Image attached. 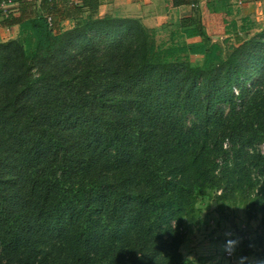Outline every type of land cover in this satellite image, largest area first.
Wrapping results in <instances>:
<instances>
[{
  "label": "trees",
  "instance_id": "16d2710c",
  "mask_svg": "<svg viewBox=\"0 0 264 264\" xmlns=\"http://www.w3.org/2000/svg\"><path fill=\"white\" fill-rule=\"evenodd\" d=\"M5 1L23 12L0 43V264H190L205 197L264 230V26L214 42L200 8L152 30L83 0L63 31L52 0Z\"/></svg>",
  "mask_w": 264,
  "mask_h": 264
},
{
  "label": "rangeland",
  "instance_id": "374dc122",
  "mask_svg": "<svg viewBox=\"0 0 264 264\" xmlns=\"http://www.w3.org/2000/svg\"><path fill=\"white\" fill-rule=\"evenodd\" d=\"M261 7L248 18L235 8L237 32L243 33L242 41L260 34L264 26V0ZM232 27V25H231ZM159 34L158 40H166ZM223 43V40L220 41ZM234 43V41L232 42ZM264 152V144L259 146ZM212 197L202 198L198 204L201 211L199 223L187 229L185 244L181 251L190 264H264V230L261 218L249 220L245 209L225 202L222 216ZM231 221V222H230ZM249 247V248H248Z\"/></svg>",
  "mask_w": 264,
  "mask_h": 264
},
{
  "label": "crops",
  "instance_id": "0c3cea01",
  "mask_svg": "<svg viewBox=\"0 0 264 264\" xmlns=\"http://www.w3.org/2000/svg\"><path fill=\"white\" fill-rule=\"evenodd\" d=\"M5 1V0H0ZM181 0H100L98 16H111L116 18H135L149 29L158 30L165 25H178L182 19L191 17L193 10L200 8L201 17L206 27L208 35L214 42H219L227 38L231 25L238 24L235 18L234 9L240 8L241 16L248 18L254 13L256 7H261L259 0H243L241 6L235 5L238 0H233V12L230 15L224 13H210L207 2L210 0H183V4H176ZM52 16H55L58 25L63 31L70 30L75 26V22L67 19L66 15L75 8L83 5V0H52ZM40 0L28 7L27 12H38ZM55 7V9H54ZM15 12L10 15L0 16V43L15 40L20 35L19 21L22 10L16 5ZM250 14V15H249ZM7 16L11 21H7ZM196 38L190 42H199Z\"/></svg>",
  "mask_w": 264,
  "mask_h": 264
},
{
  "label": "built area",
  "instance_id": "2783aa9c",
  "mask_svg": "<svg viewBox=\"0 0 264 264\" xmlns=\"http://www.w3.org/2000/svg\"><path fill=\"white\" fill-rule=\"evenodd\" d=\"M239 5L243 3V0H238ZM16 3L13 1H5L0 4V9L4 12L5 15H10L12 12H15Z\"/></svg>",
  "mask_w": 264,
  "mask_h": 264
}]
</instances>
